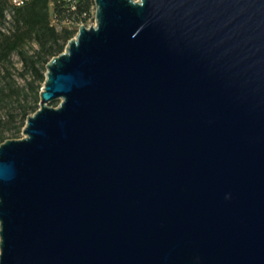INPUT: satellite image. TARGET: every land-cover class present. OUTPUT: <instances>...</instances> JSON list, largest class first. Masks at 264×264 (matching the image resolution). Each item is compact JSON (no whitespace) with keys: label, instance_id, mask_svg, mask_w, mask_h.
<instances>
[{"label":"water","instance_id":"1","mask_svg":"<svg viewBox=\"0 0 264 264\" xmlns=\"http://www.w3.org/2000/svg\"><path fill=\"white\" fill-rule=\"evenodd\" d=\"M94 3L0 145V264H264V0Z\"/></svg>","mask_w":264,"mask_h":264},{"label":"trees","instance_id":"2","mask_svg":"<svg viewBox=\"0 0 264 264\" xmlns=\"http://www.w3.org/2000/svg\"><path fill=\"white\" fill-rule=\"evenodd\" d=\"M8 9L9 0H0V72L7 85L0 90V101H3V97H16L20 111L11 116L7 128L0 132V145L7 140V132L19 134L27 118L39 109L46 65L65 51L79 26L88 25L93 19L95 3L94 0H72L70 3L63 0H34L15 10L9 33H5L1 29L5 26ZM15 55L25 72L22 75L28 74L31 77L26 88L33 95L32 104H23L19 89L14 87L15 79L11 69L15 70L12 60ZM10 123L14 125L12 128H8Z\"/></svg>","mask_w":264,"mask_h":264},{"label":"rangeland","instance_id":"3","mask_svg":"<svg viewBox=\"0 0 264 264\" xmlns=\"http://www.w3.org/2000/svg\"><path fill=\"white\" fill-rule=\"evenodd\" d=\"M95 10H96V8H95ZM95 23H96L95 18H93L88 22V26H93V25H95ZM12 60H13L14 67H15V70L11 69L12 73H13V77L15 79L14 87H16V89H19L21 100L23 101L22 102L23 104H27V103L32 104L33 103V95L31 93H29L27 88H26L27 82L31 81V77L28 74L22 75V73H25V72L23 70L22 64H21L18 56H16V55L13 56ZM43 85H42V87H43ZM5 87H7L6 81L3 77V74H1V72H0V90L5 88ZM6 93L7 94L9 93L8 88L6 89ZM26 93H28V94H26ZM0 94H1V91H0ZM59 103H60V101H57V102L53 103L52 106L57 107L59 105ZM19 106H20V104H18L16 97H13V98L3 97V101L2 102L0 101V132H3V130H5V127L7 128L6 124H7V121L11 120V116H15L19 113V111H20ZM18 124H19V122H17V125ZM13 126L14 125L12 123H10L8 128H12ZM23 129H24V127H23ZM23 129L21 130V132L19 134H15V135H13V132L12 133L7 132L6 133L7 140H13V139L16 140V139L24 138Z\"/></svg>","mask_w":264,"mask_h":264},{"label":"built area","instance_id":"4","mask_svg":"<svg viewBox=\"0 0 264 264\" xmlns=\"http://www.w3.org/2000/svg\"><path fill=\"white\" fill-rule=\"evenodd\" d=\"M32 1H34V0H9V9L6 11L5 26L2 27L1 31L5 32V33H9V29L11 28V23H12V15L15 12V10L31 3ZM63 1L66 3L72 2V0H63ZM95 13H96V10H94L92 13L93 18H95ZM84 26L90 27L88 25H84ZM80 27L81 26H79L77 28V33H78ZM77 33H76V35H77Z\"/></svg>","mask_w":264,"mask_h":264}]
</instances>
